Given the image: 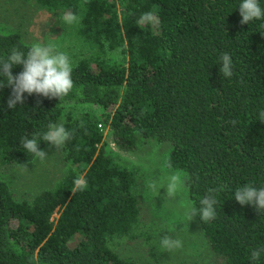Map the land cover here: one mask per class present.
Listing matches in <instances>:
<instances>
[{
  "label": "trees",
  "instance_id": "obj_1",
  "mask_svg": "<svg viewBox=\"0 0 264 264\" xmlns=\"http://www.w3.org/2000/svg\"><path fill=\"white\" fill-rule=\"evenodd\" d=\"M24 1L74 13V37L94 52L72 63L74 87L60 100L25 93L10 109L0 76V170L33 161L20 141L49 123L73 133L61 147L64 173L31 200L17 199L0 172V264H140L113 247L134 229L140 207L137 171L107 145L106 130L121 151L169 142L166 164L186 173L197 208L209 188L223 186L215 218L197 215L200 228L219 264H252L250 252L264 247V211L240 205L234 191L264 187V20L242 25L241 0ZM146 12L154 22L138 26ZM29 46L0 32V58ZM224 52L231 78L219 71ZM78 177L87 187L73 194Z\"/></svg>",
  "mask_w": 264,
  "mask_h": 264
},
{
  "label": "rangeland",
  "instance_id": "obj_2",
  "mask_svg": "<svg viewBox=\"0 0 264 264\" xmlns=\"http://www.w3.org/2000/svg\"><path fill=\"white\" fill-rule=\"evenodd\" d=\"M63 15L61 12L49 13L31 1L0 0V32L18 33L30 45L35 42L54 44L58 51L68 54L72 63L93 54V49L74 37L76 25L65 23ZM110 58L114 59L115 55ZM104 140L119 160L134 166L137 171L139 220L129 235L114 238V250L140 264H219L203 235L198 217L188 222L183 214L181 201L192 202L188 191L173 199L166 197L164 188L158 194L147 188L148 180H163L169 172L176 170L169 169L166 164L171 144L152 140L136 151H121L114 145L108 130ZM42 150L47 156L43 162L34 158L29 163L17 162L6 171L0 170L19 200H31L39 191L52 187L64 173L66 162L61 148L56 149L47 142ZM57 215L53 214L54 217ZM165 235L182 239L183 247L174 251L165 250L160 243Z\"/></svg>",
  "mask_w": 264,
  "mask_h": 264
},
{
  "label": "clouds",
  "instance_id": "obj_3",
  "mask_svg": "<svg viewBox=\"0 0 264 264\" xmlns=\"http://www.w3.org/2000/svg\"><path fill=\"white\" fill-rule=\"evenodd\" d=\"M239 15L242 25L253 20H264V8L261 7L259 0H241ZM62 19L67 24H73L77 22L78 17L69 11L63 15ZM154 20L153 13H141L137 25L150 24ZM260 27H264V24H261ZM232 63V57L229 53L221 54L219 71L223 77L231 78L233 76ZM17 65H22V70L13 75L12 69ZM72 71L73 66L70 57L67 53L58 51L54 44L35 42L28 47L26 53L13 48L8 56L0 58V76L7 78L6 86L11 88V94L7 100L8 108L13 109L17 104H24L25 93L29 96L36 94L49 99L58 98L59 100L66 97L74 87ZM258 118L264 122V109L259 110ZM72 135L73 133L67 130L63 124L49 123L45 132L34 133L31 138L25 136L20 143L27 153H31L43 162L47 156L45 151L39 147L40 140L49 142L58 149L70 140ZM21 166L25 167L24 165ZM167 167L172 168L170 160ZM186 180L187 175L182 170H175L169 172L163 180L159 178L148 180L147 188L157 194L161 188H164L166 189V197L174 199L187 191ZM86 187V180L83 177H78L73 180L71 192L74 194L77 191H83ZM222 190L223 186L209 188L199 201V208L190 200H182L181 207L188 222L197 215L205 222L214 219L216 216L215 205L218 203L216 197ZM234 199L242 206L250 204L255 207L257 212L264 211V187L257 188L250 183L244 184L235 189ZM160 243L167 251H174L183 247L182 239L173 238L169 235L162 237ZM262 254H264V247L254 248L250 252L252 264H258Z\"/></svg>",
  "mask_w": 264,
  "mask_h": 264
}]
</instances>
